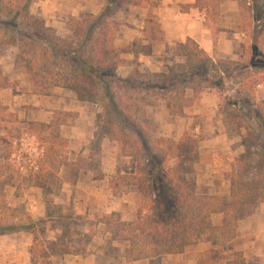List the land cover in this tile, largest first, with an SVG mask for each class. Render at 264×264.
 Segmentation results:
<instances>
[{
	"label": "trees",
	"instance_id": "1",
	"mask_svg": "<svg viewBox=\"0 0 264 264\" xmlns=\"http://www.w3.org/2000/svg\"><path fill=\"white\" fill-rule=\"evenodd\" d=\"M33 1L0 0V53L8 47L17 49L14 65L27 74L38 94L49 96L54 89L62 88L73 92L78 101L100 104L95 122L99 144L103 138L117 141L121 155L135 159V173L116 172L108 179L113 196L131 190L139 193L137 219L123 222L117 213L103 217L119 226L120 239L129 242L124 260L179 254L200 242H210L214 247L228 244L237 235L244 209L264 201V101L255 100L258 88L264 86V0H249L247 21L252 30L249 35L246 27L242 30L250 42L244 43L238 61L213 59L193 39L186 38L173 52L182 62L163 71L136 65L127 75L119 72L126 62L119 58L115 45L121 24L117 13L123 6H144L147 0H104L100 12L81 18L66 13L71 29L66 36L49 25L41 13L31 11ZM223 1L196 0V7L204 9L208 19L216 23ZM146 21L148 35L158 33L161 38L154 15L149 14ZM223 76L236 85L235 107L224 109L226 122L236 128L245 150L238 158L242 165L230 174L227 196L200 194L191 174L201 134L195 135L197 139L188 135L179 140L155 139L154 127L148 119H141L140 113L144 107L163 104L171 116H182L194 105V95L201 86L213 77L221 84ZM15 85L0 67V88L11 87L15 92ZM188 90L192 96L187 95ZM244 103L251 105V114L242 113ZM54 113L49 122L28 124L27 132L35 135L43 148L41 159L29 172L16 171L8 155L0 164V235L19 230L16 221L20 212L9 204L6 187H13L14 195L21 197L32 187L45 188L61 167L76 168L68 161L67 150H62L65 141L59 134L60 126L72 118L73 112ZM216 213L222 216L218 225L212 222ZM33 243L32 261L41 249L35 239ZM226 264L259 263L247 262L238 252Z\"/></svg>",
	"mask_w": 264,
	"mask_h": 264
},
{
	"label": "crops",
	"instance_id": "2",
	"mask_svg": "<svg viewBox=\"0 0 264 264\" xmlns=\"http://www.w3.org/2000/svg\"><path fill=\"white\" fill-rule=\"evenodd\" d=\"M229 3L236 4L233 0L222 2L221 18L216 23L208 19L204 9L196 7V0H149L144 6L120 7L117 18L121 24L116 33L115 45L117 50H120V57L126 62L122 66L125 70L122 74L127 75L138 63L144 64L152 71H163L169 64L180 62L182 58L174 56L173 52L176 44L186 38L193 39L213 59L238 61L246 37L243 32L234 27L237 20L234 16L235 7L230 6ZM103 4L104 0H34L30 9L34 14L41 13L49 25L57 27V23H65L63 13H70L81 18L86 13L100 12ZM151 13L158 23L162 33L161 38L154 39L144 30L147 25L146 19ZM136 41L143 49L134 44ZM18 78H25V74L18 73L17 76L8 80L11 82ZM9 90H11L9 87L0 89V97H5ZM57 90L61 92L64 90L68 98L54 105L49 104V101L41 100L35 94L30 95L29 103L34 107L39 106V109L35 107L38 110L37 113L32 114L28 120L49 122L55 110L76 112V129L69 135H66L68 133L65 131L66 124H62L59 129L62 136L69 138L67 159L75 162L79 155L85 156L86 151L89 150V146H84L87 145V140L89 143L94 138L96 114L100 113L101 109L99 108L93 114H86L82 111L81 105L86 102L76 100L74 93L67 89L56 88L53 94H58ZM43 98H49V96H43ZM255 100L264 101V86L258 88ZM0 102L5 103V100L0 99ZM44 105L50 109L45 108ZM218 106L217 92L205 88L198 101L182 116H171L163 104L144 107L146 113L157 123L153 136L179 140L189 132L193 135L202 134L198 142L197 160L193 167L196 191L200 194H217L222 187L229 188L230 174L240 153L239 149L234 150L232 141L217 116ZM196 117L203 119L202 125H194ZM158 130L161 131L158 132ZM100 144L102 158L99 172L104 174L102 178L95 179L93 171L80 167L74 173L77 177L76 181H69L64 179L66 168L61 167L55 179L50 178L45 188L32 187L22 199L26 201V210L33 218L44 219L48 226H53L52 229L55 227L57 232H61L57 224L61 221L55 223L54 219H63L65 211L74 218L81 217L84 220L82 225H74L76 230L82 233L90 231V240L84 246L69 247L70 251L62 254L51 253L50 263L226 264L233 259L236 252H245L243 256L247 262L252 260L246 256L244 244L233 245L224 250L242 232V228L238 226L236 237L221 247H214L210 242H200L186 247L179 254H165L151 259L126 262L124 255L127 253L129 242L120 239V235L114 232V225L110 221L103 220V217L117 213L120 221L123 222H132L137 219L140 207L139 193L131 190L121 196H113L108 179L109 175L116 172L135 173L136 161L132 157L122 156L120 145L116 141L103 138ZM1 146L4 149L3 145ZM53 206L58 208L55 217L50 215V209ZM221 217L220 213L213 214L212 222L215 225L220 224ZM32 239V234L27 232L0 235V264H34L30 252ZM53 240L57 238L54 236Z\"/></svg>",
	"mask_w": 264,
	"mask_h": 264
},
{
	"label": "rangeland",
	"instance_id": "3",
	"mask_svg": "<svg viewBox=\"0 0 264 264\" xmlns=\"http://www.w3.org/2000/svg\"><path fill=\"white\" fill-rule=\"evenodd\" d=\"M148 1L149 0H147V2ZM226 1L228 0H224L223 2L225 3ZM229 1H232V0H229ZM233 1H235L236 4L229 3V5L230 6L233 5V7H235L234 16L236 17L237 20H235L234 27L235 29L240 30L243 33L247 31L246 34L249 35L252 30L251 24L248 23L247 21L249 17V13H250L248 9L250 1L249 0H233ZM64 14L66 13H63L62 16H65ZM151 15L153 14L151 13ZM64 20H65L64 24L57 23V27H55L57 31L59 32V34H61L62 36H66L67 34L71 32L70 27L66 23V17H64ZM243 27H246L245 28L246 31L242 30ZM247 35H245V37ZM152 37H154V39H157L159 38V34L154 33ZM249 42L250 40L246 38L245 43H249ZM134 44L140 46V43L138 41H136ZM140 47L142 48V46ZM16 52H17V49L15 47H8L6 50L0 53V67H1L2 73L7 77V79L12 78L15 75L17 76L18 73L25 74V78L23 79L18 78L16 80L14 79L11 81V82H16V85L14 88L15 92H13L12 88L9 87L11 90L7 91L6 92L7 94L5 93L6 94L5 97L4 96L0 97L1 100L3 99L5 100V103L0 102V163H4L3 162L4 156L8 155L9 161L10 163L14 164L16 171H18L21 174H26L27 172L31 170V167H33V164L37 163L41 159L42 152H43L42 150L43 148L40 146L36 136L31 135L27 132V129L29 126L28 124L32 122V121H29L28 119L32 117V114L37 113L38 111L37 108L39 107V106L38 107L35 106L37 107L35 108L34 106H32V104L29 103L28 100L30 99V95L35 94L41 100L49 101V104L51 105H54L55 103H58V101H61L63 99H67L68 96L64 94L66 93L64 90H62L63 92H61V90H57L59 91L57 92L58 94H53L52 92V94L49 95V98H45V99L43 98V96L45 95L38 94L36 92V89L32 86L27 74L15 67L14 59H15ZM117 52H118L119 58H121L120 50ZM121 59L124 60L123 58ZM182 61L183 60H181L180 62ZM136 65L142 66L144 64L138 63ZM170 65L171 64H169L168 66ZM124 71L125 70L122 67L119 68V72L121 74ZM214 79L216 78L214 77L211 78V81L209 83H206L203 86H201L198 92L195 93L194 95L195 100H196L195 103L198 101V98L200 97V95L202 94L205 88H210L217 92L218 98H219V106L216 110L217 116L222 122L223 127L229 139L232 141V146L234 150L236 151V149H239L240 151V153L238 154L236 158L235 164H234V169H233L234 171L235 169H237V167H240V165H242L238 163V158L244 152L245 148L242 144V139L238 135H236V132H235L236 128L232 127L231 123L226 122V120H228V115L224 113V109L230 110L231 107L232 109L233 107H235L233 106L232 102L236 99L234 98L235 93L233 91V88H235L236 85L231 78H227L226 76H223L221 84H219L218 82H215ZM17 88L19 90H17ZM188 95L189 96L193 95L191 90L188 91ZM46 105L48 104L46 103ZM81 105H82V111H84L86 114L88 113L93 114L94 112H97L99 108L102 109L100 104H92V103L86 102V104H81ZM236 105L238 108V106H240V103H237ZM45 108L48 109L49 107H45ZM241 108H242V113L245 115L252 113L251 105L247 103H244V105ZM32 109H35V110L32 111ZM219 110L221 114L219 113ZM55 111H62V110H55ZM54 112L52 114V118L56 115ZM76 117H77V113L73 112L72 118L66 123H64L66 124V127H67L65 131L68 132L66 133V135H69L72 130L76 129L77 127V124L75 123ZM140 118L148 119L151 122L152 126L154 127L153 132L156 130L157 123L153 118H151V116H149V114L146 113V110L144 109L142 110V112L140 113ZM33 123H38V122H33ZM197 124L198 125L203 124V119L201 117H196L194 119V125H197ZM95 129H96V126H95ZM159 131L161 130H158V132ZM242 133L245 134V131L242 130ZM59 134L65 141L64 145L62 146V150L63 149L67 150V157H68L69 138L62 136V134L60 133V130H59ZM94 134H95L94 138L90 140L89 143L87 140V145L84 146V147L89 146V150L86 151L85 156L79 155L77 161L70 162V163L75 164L76 166L75 170L72 171L70 167H65L66 173L64 174V179L70 180V179H73L74 177L77 179L74 173H76L78 168L80 167L84 168L85 170L88 169V170L93 171L94 178L99 175H104L99 172V166H100V162L102 158L101 144H99L100 139L96 135V132H94ZM187 135L193 138H196V136L193 135L191 132H189L188 134L186 133V135L184 136H187ZM153 137L157 139L159 137H164V136H159V137L153 136ZM3 138H5V140H3ZM201 138H202V134H201ZM1 145H4L5 149H3ZM257 145H259L258 142H257ZM186 148H189L188 145ZM86 157H88V159ZM169 162L170 161H166V163H169ZM56 176L57 174L54 176V178L53 177L51 178L55 179ZM191 177H194V173L191 174ZM228 193H229V188L226 189L224 187H222L221 190L217 192V194L226 195V196L228 195ZM6 194H7V199H8L9 204L12 207L17 208L20 212L19 220L18 222L16 221V223L18 224L17 228L19 230L14 233L7 234V235H13L19 232H27V233L32 234V238H33L32 245L34 244L33 240L35 239L37 242V245L41 248L37 250L34 256V261H32L34 264H52L50 263L51 260L49 259L51 253L59 252L60 254H62L63 252H68L70 251L69 247L79 248L81 246H84L86 242L90 240V231L82 233L80 232V230H76V228H74V225L80 226L84 223V220L81 217L74 218L73 216H70L67 211H65L63 219L61 220L54 219L55 223H57L58 221H61L57 223L61 229V232L60 231L57 232L55 227L52 229L53 226H48V223H46L44 219L33 218L29 214V212L26 210V201L22 200L26 194L21 197H16L14 195L13 187H6ZM57 209L58 208L56 206H53L50 209V215L55 217L56 214L58 213ZM238 226L242 228L241 230L242 232H240L238 237L235 238V240L228 247H225L224 250L231 248L233 245L238 246V245L244 244L246 247V256L252 259V260H249L248 262H258L259 264H264V201H257L254 204L247 206L243 211V216L240 219ZM119 230H120V227L117 225H114V232L116 235H120ZM54 236L57 238V240H53L54 241L53 242L52 238ZM4 239H7V238H4ZM241 253L245 254V252H241Z\"/></svg>",
	"mask_w": 264,
	"mask_h": 264
}]
</instances>
